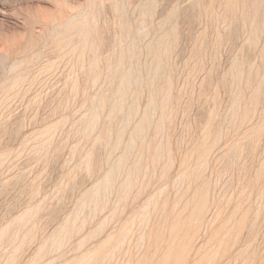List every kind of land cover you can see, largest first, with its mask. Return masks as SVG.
Wrapping results in <instances>:
<instances>
[{"label": "rangeland", "instance_id": "obj_1", "mask_svg": "<svg viewBox=\"0 0 264 264\" xmlns=\"http://www.w3.org/2000/svg\"><path fill=\"white\" fill-rule=\"evenodd\" d=\"M0 264H264V0H0Z\"/></svg>", "mask_w": 264, "mask_h": 264}]
</instances>
